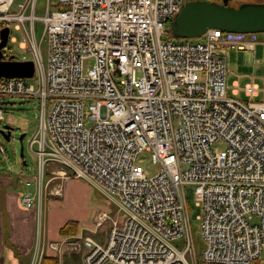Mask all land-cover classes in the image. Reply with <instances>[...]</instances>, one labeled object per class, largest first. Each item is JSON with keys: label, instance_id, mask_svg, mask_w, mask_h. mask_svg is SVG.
Masks as SVG:
<instances>
[{"label": "built area", "instance_id": "2783aa9c", "mask_svg": "<svg viewBox=\"0 0 264 264\" xmlns=\"http://www.w3.org/2000/svg\"><path fill=\"white\" fill-rule=\"evenodd\" d=\"M192 1L209 0H45L41 16L37 0L15 11L13 0H0L5 47L15 42L14 31L18 48L30 56L18 60L4 47L0 60L33 65L30 78H0V106L21 98L39 108L27 142L37 175L19 197L37 214L29 264H39L44 250L77 249L81 264H258L264 100L254 101L252 84L242 88L244 100L227 93L223 55L253 52L255 34L211 29L195 39H173L168 25ZM216 143L221 151L212 149ZM143 152L158 168L152 176L136 164ZM72 179L97 190L115 212L111 218L99 211L92 221V236L108 223L102 244L90 236L41 241L40 207L60 197ZM187 185L198 210L197 256Z\"/></svg>", "mask_w": 264, "mask_h": 264}, {"label": "rangeland", "instance_id": "374dc122", "mask_svg": "<svg viewBox=\"0 0 264 264\" xmlns=\"http://www.w3.org/2000/svg\"><path fill=\"white\" fill-rule=\"evenodd\" d=\"M25 0H13L12 10H17L18 5H22ZM50 3L56 2V0H49ZM45 0H37L36 14L41 16L43 14ZM52 10V9H51ZM36 38L40 36V25L36 24ZM11 38L14 39L13 44H7L4 52H8L16 59L20 60L21 57H25L26 60H30L29 55H25L23 50L18 48V33L11 31ZM255 45L253 52L251 51H235L224 50L223 55L225 57L226 67V86L227 93L230 95L231 82L235 80L237 89L242 90L245 83H254L258 89V97L254 100L261 101L264 97V33L254 35ZM195 41V40H194ZM40 50L44 54V44L40 45ZM32 83V80L28 81ZM237 99H244L242 94L235 97ZM1 118L0 129L2 125H8L12 128L9 139L3 140L0 136V174L12 178H17L22 189V192L26 190L30 191L31 187H24L27 182L31 184L33 178L37 175V167L34 157L28 152L27 142L35 133L38 125L39 108L37 101L32 99L21 98H7L2 102L0 106ZM101 118L104 113L101 111ZM20 135H23L20 142L17 140ZM21 148L22 156L19 157V151ZM215 151H221L223 149L222 143H216L213 147ZM136 164L143 170L147 176H152L158 172V168L152 165L147 153H142L136 160ZM74 182V186L67 187V193L69 198L63 203L61 208H58V212L51 211L47 218L48 227L54 225L60 220V218H75L79 221L76 223L75 231L72 237H69V242L76 241L73 237H86L90 236L94 241L102 244L106 238L108 231V223H104L99 228H96L95 235H90L89 231L93 228V220L98 211L105 212L109 217L116 218L115 212L108 204L107 199L99 194L97 190L90 185H85L83 181ZM56 182L51 183L49 186L56 185ZM72 186V187H71ZM21 191V190H20ZM193 188L191 186H184L183 193L189 206L188 220L191 228V242L193 245L194 254L197 256L202 248V244L198 234V223L195 220V216L198 215V210L193 207ZM48 197L46 195L45 199ZM58 198V197H53ZM71 219L64 220L70 221ZM63 223V224H64ZM62 227V226H61ZM56 231V229L54 230ZM81 250L78 254L74 251L68 250L64 256L63 264H81ZM77 254V255H75ZM67 255V256H66ZM258 264H264V251L259 256Z\"/></svg>", "mask_w": 264, "mask_h": 264}, {"label": "crops", "instance_id": "0c3cea01", "mask_svg": "<svg viewBox=\"0 0 264 264\" xmlns=\"http://www.w3.org/2000/svg\"><path fill=\"white\" fill-rule=\"evenodd\" d=\"M237 84L238 83L235 80L231 82L230 94L235 97H237L239 94H242L243 98L245 99L242 90L237 89ZM247 84L248 83H245L244 86ZM249 84H252L256 87V85L252 82ZM258 94L259 92L257 89V95L255 98L258 97ZM263 100L264 97L261 101ZM17 181V178L0 174V264H29L33 250L37 214L36 210L24 209L20 205L19 197L22 189L21 186H18L20 184ZM74 182L79 181L77 179L65 181L62 186L61 196L57 199H46L40 207V234L43 244L57 243L63 238L67 237L60 236L58 234V230L61 228V226H63L66 222H69L66 221L64 223V220L71 219L70 221L79 224V221H76L75 218L73 220V218L69 217H65L63 219L60 218L58 222L50 227H48L47 224L49 212L53 211V213H59L57 209L63 206V203L66 201L67 197L69 198V193H67L66 189L70 185L74 184ZM84 184L87 185L85 182ZM55 229L56 231H54ZM81 250L82 249H77L74 251V253L78 254ZM65 254L67 253L63 252L60 255H56L52 251L44 250L41 254V258L43 256L55 257L57 264H63Z\"/></svg>", "mask_w": 264, "mask_h": 264}, {"label": "water", "instance_id": "95a60500", "mask_svg": "<svg viewBox=\"0 0 264 264\" xmlns=\"http://www.w3.org/2000/svg\"><path fill=\"white\" fill-rule=\"evenodd\" d=\"M228 0L220 3L209 1H192L183 4L168 25L173 39H195L207 30H219L232 34L264 33V4L243 3L236 7L227 5ZM8 30H0V59L1 49L5 47ZM33 65L26 62H3L0 60V78H30ZM12 128L2 125L0 136L9 139ZM23 135L18 137V141ZM21 148L19 157H21Z\"/></svg>", "mask_w": 264, "mask_h": 264}, {"label": "trees", "instance_id": "16d2710c", "mask_svg": "<svg viewBox=\"0 0 264 264\" xmlns=\"http://www.w3.org/2000/svg\"><path fill=\"white\" fill-rule=\"evenodd\" d=\"M209 2L220 3V0H209ZM250 3V4H264V0H228L227 5L231 7H236L239 4ZM76 222L69 221L66 222L59 230L58 234L60 236H72L75 231ZM39 264H57L55 257L43 256Z\"/></svg>", "mask_w": 264, "mask_h": 264}]
</instances>
